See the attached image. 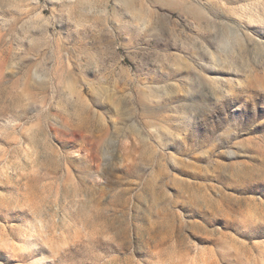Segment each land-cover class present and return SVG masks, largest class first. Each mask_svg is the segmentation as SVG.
<instances>
[{"label": "rangeland", "instance_id": "374dc122", "mask_svg": "<svg viewBox=\"0 0 264 264\" xmlns=\"http://www.w3.org/2000/svg\"><path fill=\"white\" fill-rule=\"evenodd\" d=\"M0 264H264V0H0Z\"/></svg>", "mask_w": 264, "mask_h": 264}]
</instances>
